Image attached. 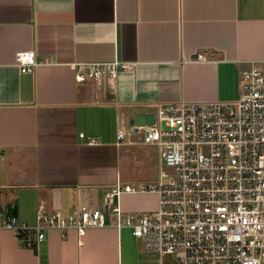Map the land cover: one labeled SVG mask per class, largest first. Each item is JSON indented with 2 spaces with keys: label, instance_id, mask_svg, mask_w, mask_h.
<instances>
[{
  "label": "crops",
  "instance_id": "0c3cea01",
  "mask_svg": "<svg viewBox=\"0 0 264 264\" xmlns=\"http://www.w3.org/2000/svg\"><path fill=\"white\" fill-rule=\"evenodd\" d=\"M23 50L32 72L15 61ZM114 60L133 71L99 89L75 80L74 64ZM253 62L264 69V0H0V206L14 204L24 225L41 205L156 208L155 192L111 196L117 183L158 179L157 146L128 120L159 104L234 100ZM149 255L111 224L49 229L34 248L0 228V264H157Z\"/></svg>",
  "mask_w": 264,
  "mask_h": 264
},
{
  "label": "built area",
  "instance_id": "2783aa9c",
  "mask_svg": "<svg viewBox=\"0 0 264 264\" xmlns=\"http://www.w3.org/2000/svg\"><path fill=\"white\" fill-rule=\"evenodd\" d=\"M196 58L206 59L201 52ZM15 61L21 73L36 65L31 50L18 51ZM134 65L114 60L73 67L77 82L99 89ZM238 90L234 100L159 104L152 124L133 126L143 143L157 146L159 160L171 170L159 169L153 183H117L111 196L155 192L156 208L124 211L109 201L78 203L65 212L41 205L36 223L24 225L10 204L0 206V228L11 229L22 245L34 248L49 229L82 234L111 224L129 228L146 251L158 255L157 264H264V69L253 62L242 70ZM124 135L117 129V141Z\"/></svg>",
  "mask_w": 264,
  "mask_h": 264
},
{
  "label": "water",
  "instance_id": "95a60500",
  "mask_svg": "<svg viewBox=\"0 0 264 264\" xmlns=\"http://www.w3.org/2000/svg\"><path fill=\"white\" fill-rule=\"evenodd\" d=\"M154 122V115H136L128 120V126L133 129L134 125H146Z\"/></svg>",
  "mask_w": 264,
  "mask_h": 264
},
{
  "label": "rangeland",
  "instance_id": "374dc122",
  "mask_svg": "<svg viewBox=\"0 0 264 264\" xmlns=\"http://www.w3.org/2000/svg\"><path fill=\"white\" fill-rule=\"evenodd\" d=\"M238 92H239V90H238ZM156 162H157V164H158V160H157V158H156V161H154V163H156ZM159 167H160V169L162 168L163 170L168 171V172L171 170L170 167H168V166H166L165 164H163L160 160H159ZM114 204H115V200H113L112 205H114ZM98 206H101V204H98ZM140 211H142V210H140ZM136 239L139 241L138 238H136ZM148 253L150 254L149 256H152L153 258H156L157 261H158V255H157L156 253H154V252H148ZM168 259H170L169 256H164V257H163V260H164V261H166V260H168Z\"/></svg>",
  "mask_w": 264,
  "mask_h": 264
}]
</instances>
